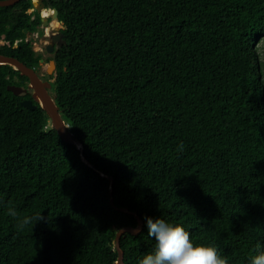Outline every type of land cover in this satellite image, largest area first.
I'll use <instances>...</instances> for the list:
<instances>
[{
    "label": "trees",
    "instance_id": "obj_1",
    "mask_svg": "<svg viewBox=\"0 0 264 264\" xmlns=\"http://www.w3.org/2000/svg\"><path fill=\"white\" fill-rule=\"evenodd\" d=\"M57 4L55 103L95 169L7 90L25 77L1 64L0 264H114L115 233L136 218L110 198L143 223L120 237L124 264L154 250L145 217L250 264L264 250V0ZM31 6L0 7V54L28 66Z\"/></svg>",
    "mask_w": 264,
    "mask_h": 264
},
{
    "label": "clouds",
    "instance_id": "obj_2",
    "mask_svg": "<svg viewBox=\"0 0 264 264\" xmlns=\"http://www.w3.org/2000/svg\"><path fill=\"white\" fill-rule=\"evenodd\" d=\"M183 150V144L180 146ZM8 214L17 216V212L9 208ZM148 235L155 237V247L152 252H147L138 261V264H228L226 256L215 244H194L190 234L181 224H171L163 219L145 217ZM41 213L25 216L20 219L18 228L33 226L44 221ZM259 247V246H258ZM250 264H264V250L250 258Z\"/></svg>",
    "mask_w": 264,
    "mask_h": 264
},
{
    "label": "flooded vegetation",
    "instance_id": "obj_3",
    "mask_svg": "<svg viewBox=\"0 0 264 264\" xmlns=\"http://www.w3.org/2000/svg\"><path fill=\"white\" fill-rule=\"evenodd\" d=\"M32 6L26 10L29 16V28H24V41L28 43L32 51V60L30 66L35 75L42 82H49L51 87L48 89V94L52 95L53 81L56 76V57L60 48L64 43V28L62 22L58 19V2L61 0H30ZM56 13V18L54 14ZM17 42V41H16ZM14 43V46L16 44ZM4 41L0 39V44ZM23 63V62H22ZM20 74V73H19ZM20 76H24L21 75ZM18 78L14 76L16 86H20L26 90L22 95L24 99H30L34 105L38 103L34 100L32 95L35 93L34 89L30 88L28 77ZM21 101V100H20Z\"/></svg>",
    "mask_w": 264,
    "mask_h": 264
},
{
    "label": "water",
    "instance_id": "obj_4",
    "mask_svg": "<svg viewBox=\"0 0 264 264\" xmlns=\"http://www.w3.org/2000/svg\"><path fill=\"white\" fill-rule=\"evenodd\" d=\"M19 1L20 0H0V7L12 6ZM53 17L56 18V13L54 14ZM1 64H7L11 66L13 69L17 70L21 75L28 77L30 82V88L34 89L35 91L32 97L48 116L51 127L57 132L58 136L64 142L74 145L80 151V158L86 166L94 168L93 165L82 154V150H83L82 143L73 136V134L68 129V124L62 118L61 111L59 110L58 106L55 103V98H56L55 93H53L52 95L48 94V89L51 87V84L49 82H42L40 79H38V77L35 75L34 71L31 68L27 67L24 63H22L15 57L0 54V65ZM7 90L12 92L15 96H21L26 92L24 88L12 84L7 85ZM20 104L24 108H27L29 110H33L36 108V105H34L30 99L21 100ZM99 174L102 177L106 176L101 171H99ZM106 177L108 179L109 189L111 191L113 178L111 176H106ZM110 204L115 209H118L122 212H129L130 214L134 215L136 218L135 226L122 227L118 229L115 233L114 249L117 252V257L114 264H124L123 251L120 248V243H119L120 237L125 233H129L131 235H137L141 231L143 223L136 213L130 212L127 208L116 207L113 203L112 198H110Z\"/></svg>",
    "mask_w": 264,
    "mask_h": 264
},
{
    "label": "rangeland",
    "instance_id": "obj_5",
    "mask_svg": "<svg viewBox=\"0 0 264 264\" xmlns=\"http://www.w3.org/2000/svg\"><path fill=\"white\" fill-rule=\"evenodd\" d=\"M256 46L258 49L260 61L262 62V70L264 72V38L261 39L260 42H258V44ZM263 77H264V75H263Z\"/></svg>",
    "mask_w": 264,
    "mask_h": 264
}]
</instances>
